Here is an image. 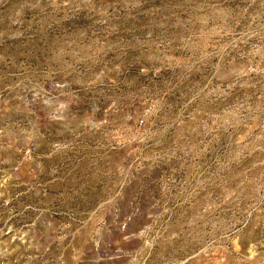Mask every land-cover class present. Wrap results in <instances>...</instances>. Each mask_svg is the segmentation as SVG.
<instances>
[{"label":"rangeland","instance_id":"rangeland-1","mask_svg":"<svg viewBox=\"0 0 264 264\" xmlns=\"http://www.w3.org/2000/svg\"><path fill=\"white\" fill-rule=\"evenodd\" d=\"M0 264H264V0H0Z\"/></svg>","mask_w":264,"mask_h":264}]
</instances>
